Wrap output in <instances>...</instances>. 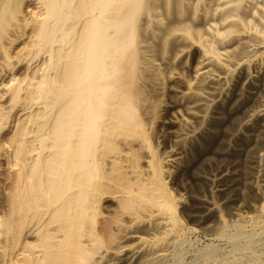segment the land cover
Instances as JSON below:
<instances>
[{"label": "bare ground", "instance_id": "1", "mask_svg": "<svg viewBox=\"0 0 264 264\" xmlns=\"http://www.w3.org/2000/svg\"><path fill=\"white\" fill-rule=\"evenodd\" d=\"M216 139L264 150V0H0V264H178L187 174L228 246L188 264H259L264 223L212 200L234 172H198Z\"/></svg>", "mask_w": 264, "mask_h": 264}, {"label": "rangeland", "instance_id": "2", "mask_svg": "<svg viewBox=\"0 0 264 264\" xmlns=\"http://www.w3.org/2000/svg\"><path fill=\"white\" fill-rule=\"evenodd\" d=\"M22 72V71H21ZM226 129L221 128L220 131ZM224 146L218 144V139L214 140L209 149L205 153L204 166L198 172L209 174L222 169H230L235 174L236 187H228L223 192H216L212 195V200L217 205L224 218L227 219L229 226L226 232L229 235H234L236 227L243 228L244 231L249 232L252 227L259 229V226L264 223V216L257 211L256 204L253 201L254 194L250 192L249 187L253 185L260 186L264 192V150L257 148L253 143H246L243 146H236L235 142L231 141L229 148L223 155H216L221 152L220 149ZM224 148V147H223ZM215 151L216 154H213ZM203 160V159H202ZM248 167L250 169L249 179L245 177L244 170ZM4 175H1L3 178ZM176 178L169 180V188L175 196L182 195L184 200L183 207H180L181 216L184 219L186 226L190 230L185 235V241L188 243V248L184 249L180 246H175L172 255H178V264H188L192 261L197 251L206 246H215L222 249L228 248L224 242L218 237L217 225L211 221L201 222L195 220L190 215V208L192 206L191 197L195 193L205 195L208 193V185L200 180H195L189 176L184 175V185L186 190L177 187ZM6 185H4V188ZM204 192V193H203ZM239 193V197H235V193ZM245 195L249 198L245 199ZM234 199L231 203L225 202L226 198ZM116 201V200H114ZM118 202L114 203L117 206ZM109 217V216H108ZM252 226V227H251ZM259 264H264V244L260 249H256ZM171 262V260H170ZM14 264H21V260L14 258ZM27 264V263H25Z\"/></svg>", "mask_w": 264, "mask_h": 264}]
</instances>
